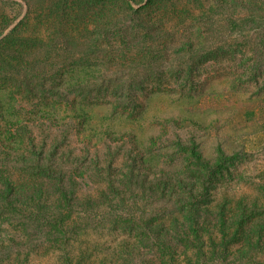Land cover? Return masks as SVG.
<instances>
[{
	"label": "rangeland",
	"instance_id": "374dc122",
	"mask_svg": "<svg viewBox=\"0 0 264 264\" xmlns=\"http://www.w3.org/2000/svg\"><path fill=\"white\" fill-rule=\"evenodd\" d=\"M99 1L0 0V116L26 126L25 144L31 139L48 151L56 143L60 152L86 157V164L110 156L124 160L153 141L160 159L169 141H194L212 160L223 149L238 156L237 171L227 188L212 191L214 205L260 198L264 0H161L149 9L156 26L125 10L147 0ZM252 12L258 18L243 35L227 26ZM23 81L41 82L61 96L42 99L38 90L27 99L15 88ZM102 86L116 89L115 95L97 94ZM121 94L131 108L116 102ZM77 185L82 197L100 189L88 177ZM215 216L202 225L199 250L166 234L156 243H126L108 225L76 220L74 235L59 251L49 249L45 233L22 238L20 228L2 229L0 221V246L13 247L1 264H264V238L260 249L239 253L237 226L214 223Z\"/></svg>",
	"mask_w": 264,
	"mask_h": 264
},
{
	"label": "trees",
	"instance_id": "16d2710c",
	"mask_svg": "<svg viewBox=\"0 0 264 264\" xmlns=\"http://www.w3.org/2000/svg\"><path fill=\"white\" fill-rule=\"evenodd\" d=\"M120 1L127 4L126 0ZM160 1L147 0L145 6L134 11L129 9L132 8L129 4L125 10L137 15L139 22L156 26L158 23H151L149 19V9ZM258 1L262 0H242L241 3L256 5ZM256 18L258 15L252 12L243 19H230L227 26L243 35V27ZM133 30L131 39L136 41L139 36ZM22 84H16L15 88L27 99L38 90L42 99L54 93L61 96L57 90L48 93L41 82ZM115 92L116 89L109 86L97 88V94L104 97L115 95ZM124 101L127 100L123 94L116 100L124 110L131 108ZM25 130L26 126L16 119L0 116L2 229L8 225L20 228L18 236L27 239L33 232L45 233L52 242L49 249L62 251L63 245H67L74 235L72 225L83 220L97 226L108 225L122 236L123 242L138 238L141 242L156 243L161 239H158L159 234H166L199 250L195 243L205 241L202 225L207 224L214 213V223L237 226L232 237L240 243L239 253L260 249L264 238V185L260 188L262 196L255 200H239L233 206L226 202L214 205L212 191L227 188L226 184L233 180L237 171L236 154L228 155L220 149L212 160L194 141L186 144L169 141L167 151L160 159L159 148L156 149L153 141L145 151L134 147L124 160L110 156L86 164L82 161L86 157L81 159L80 156L72 157L69 152H60L56 143L48 151L37 148L31 139L25 144L28 132ZM84 177L100 186L95 196L78 195L77 179ZM224 229L218 231L223 234ZM213 235L208 234L211 243L215 239ZM11 248L0 246V264L6 261Z\"/></svg>",
	"mask_w": 264,
	"mask_h": 264
}]
</instances>
